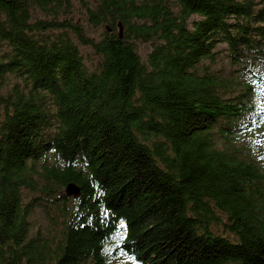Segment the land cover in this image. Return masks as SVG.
<instances>
[{
  "label": "trees",
  "instance_id": "trees-1",
  "mask_svg": "<svg viewBox=\"0 0 264 264\" xmlns=\"http://www.w3.org/2000/svg\"><path fill=\"white\" fill-rule=\"evenodd\" d=\"M80 1L0 0V264H264V0Z\"/></svg>",
  "mask_w": 264,
  "mask_h": 264
},
{
  "label": "rangeland",
  "instance_id": "rangeland-1",
  "mask_svg": "<svg viewBox=\"0 0 264 264\" xmlns=\"http://www.w3.org/2000/svg\"><path fill=\"white\" fill-rule=\"evenodd\" d=\"M71 2V10L73 13V17L77 18L79 20H84L83 18V7L81 5V1L80 0H70ZM85 27H86V31L88 35H91L94 38H98L99 33L101 31L100 27H93V26H88V24L85 23ZM135 44L137 46V51L138 54L140 55V57L142 59H144L146 52L149 50V43L148 42H143V41H135ZM217 49H220V52H218V60L216 59L215 62L212 63V67L217 68V66H220L222 63H225L226 65V56H225V51L222 49L224 48V44L219 43L217 46ZM81 49V51L87 53L90 48L88 46H80L79 47ZM88 63V62H87ZM90 64V63H88ZM256 73L258 74L259 78L257 80L258 82V89H259V93H260V99H261V103L264 105V59L262 61V63L259 64V66L256 69ZM16 78L14 76H8V82L10 83L12 80H15ZM6 87V86H5ZM7 88V87H6ZM3 88V91L4 89ZM43 218H42V213L39 210H35L30 218V222L33 226H40L43 225ZM108 264H136L134 262H132L130 259L122 256V254H120L119 256H114V257H110L109 259V263Z\"/></svg>",
  "mask_w": 264,
  "mask_h": 264
},
{
  "label": "water",
  "instance_id": "water-1",
  "mask_svg": "<svg viewBox=\"0 0 264 264\" xmlns=\"http://www.w3.org/2000/svg\"><path fill=\"white\" fill-rule=\"evenodd\" d=\"M121 31H122L121 23L117 22V35L119 37L121 36ZM63 192L67 196L77 197L79 194V186L73 181H68L64 185Z\"/></svg>",
  "mask_w": 264,
  "mask_h": 264
}]
</instances>
